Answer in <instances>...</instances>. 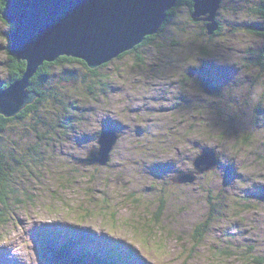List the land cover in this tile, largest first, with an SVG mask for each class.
Returning <instances> with one entry per match:
<instances>
[{"label":"rangeland","instance_id":"obj_1","mask_svg":"<svg viewBox=\"0 0 264 264\" xmlns=\"http://www.w3.org/2000/svg\"><path fill=\"white\" fill-rule=\"evenodd\" d=\"M259 4L223 0L211 37L183 4L155 40L94 75L78 64L52 69L43 90L57 106L42 102L36 120L0 131V156L22 162L9 181L0 264H264ZM7 31L0 19V85ZM203 76L221 99L200 92ZM107 128L120 134L107 164H76ZM203 149L217 153V169L171 184Z\"/></svg>","mask_w":264,"mask_h":264},{"label":"water","instance_id":"obj_2","mask_svg":"<svg viewBox=\"0 0 264 264\" xmlns=\"http://www.w3.org/2000/svg\"><path fill=\"white\" fill-rule=\"evenodd\" d=\"M180 0H5L0 19L11 26L7 31L9 53L17 62L25 63L22 77L0 90V115L12 118L31 104L36 95L27 91L29 81L43 63L61 57L82 61L95 70L121 54L140 45L146 37L156 35L166 14ZM222 0H195L190 18L204 22L206 35L218 30L216 20ZM264 34V25L253 28ZM264 56V50H263ZM200 92L222 98L223 89L212 78L198 81ZM120 134L107 128L100 132L96 147L76 164L81 167L104 166ZM219 164L214 150L203 149L191 161V170L179 171L170 182L188 185L200 175L213 172ZM264 204V193L258 196Z\"/></svg>","mask_w":264,"mask_h":264},{"label":"trees","instance_id":"obj_3","mask_svg":"<svg viewBox=\"0 0 264 264\" xmlns=\"http://www.w3.org/2000/svg\"><path fill=\"white\" fill-rule=\"evenodd\" d=\"M5 0H0V11L3 7ZM195 0H180L176 7L172 10H170L167 14H166V19L162 25V27L160 28L159 32L151 37H146L145 40L138 46H136L134 49H132L131 51H128L126 53L121 54L117 59H121L131 53H134V51H136L137 49H139L140 47L145 46L146 44L151 43L153 40H155L159 33H161L165 26L167 25V23L169 22L170 18L173 16L174 12L181 7L183 4L187 6V8L189 9L190 12H192V6H193V2ZM257 14H259L263 20V24L264 25V8L261 10L259 9L257 11ZM6 27L8 29H11V26L8 24H5ZM218 34V32H216L214 35ZM260 37H262L264 39V34H260ZM5 41H6V46H5V53L6 56L8 58V65H7V81L4 82L3 84L0 85V90L6 89L8 86H10L13 82L19 80L22 77V74L24 73V69H25V63L23 62H17L15 57H13L8 50V46H9V40L7 37V32L5 33ZM263 50H264V46L261 52V68L264 71V56H263ZM73 64H78L83 66L87 71H89V73H91L92 75L95 74L96 70H90L86 67V65L79 60L76 59H72V58H67V57H61L59 59H57L55 62L53 63H43L37 70V72L33 75V77L30 79L29 81V85L27 88V91L29 93H33L36 95L34 101L27 105L26 107H24L20 113H18L17 115H15L12 118H4L0 115V131L3 130V127L5 125H8L10 122L13 121H23L24 119H27V117L32 118L31 120L34 121L37 118V109H38V105L42 102H49V100L51 99L52 102L49 104L51 107L55 108L57 106V99L52 95V94H47L44 90H43V85L45 84L46 80H48L51 76V71L54 67H58L60 65H73ZM105 65L101 66V67H105ZM100 68V67H99ZM50 100V101H51ZM31 115V116H30ZM29 118V119H30ZM39 120V119H37ZM12 158V156H11ZM22 165L21 160L16 159L15 157H13V161H8L6 160L5 156H0V223L4 220V209L6 207V203H7V197H8V193H12L13 191H11V189H13L12 184L14 182H9L10 179L15 175V168H17V166ZM12 181V180H11ZM176 186V185H174ZM15 194V192H13ZM206 223L200 224L196 227V229L194 230V241L196 244H200L201 241H203V236L206 234V225H204ZM69 246L68 245H64L62 246L60 249H63L62 253H66L68 250ZM84 255V253L82 254ZM81 255V256H82ZM85 256V255H84ZM90 260L88 261L87 264H110L107 259L103 260V261H98L95 260L93 261V258H89ZM79 260H84V259H79ZM93 261V262H92ZM90 262V263H89Z\"/></svg>","mask_w":264,"mask_h":264},{"label":"flooded vegetation","instance_id":"obj_4","mask_svg":"<svg viewBox=\"0 0 264 264\" xmlns=\"http://www.w3.org/2000/svg\"><path fill=\"white\" fill-rule=\"evenodd\" d=\"M260 1V4H259V8L262 10L263 8H264V0H259ZM222 2H223V0H222ZM222 2H221V5H222ZM221 5H220V7H221ZM216 20H217V22H218V30L221 28V21H220V18H219V16H216ZM198 24L199 25H201V27L202 28H205V23L204 22H198ZM262 24H263V21H262ZM263 26V25H262ZM255 35H258V36H260V33H258V32H256V30L253 32ZM198 87V86H197ZM222 89V88H221ZM223 96H224V94H223ZM207 97V96H206ZM208 98H210V99H212V100H216L217 98H212V97H208ZM221 99V98H220Z\"/></svg>","mask_w":264,"mask_h":264},{"label":"clouds","instance_id":"obj_5","mask_svg":"<svg viewBox=\"0 0 264 264\" xmlns=\"http://www.w3.org/2000/svg\"><path fill=\"white\" fill-rule=\"evenodd\" d=\"M212 36H214V35H212ZM211 37V36H210ZM117 59V58H116ZM115 60V59H114ZM112 62V61H111ZM208 174V173H207ZM171 183V182H170ZM172 184V183H171ZM176 186H178V185H176ZM182 186H185V185H182Z\"/></svg>","mask_w":264,"mask_h":264},{"label":"snow or ice","instance_id":"obj_6","mask_svg":"<svg viewBox=\"0 0 264 264\" xmlns=\"http://www.w3.org/2000/svg\"><path fill=\"white\" fill-rule=\"evenodd\" d=\"M213 138H215V139H219L220 137H213Z\"/></svg>","mask_w":264,"mask_h":264},{"label":"bare ground","instance_id":"obj_7","mask_svg":"<svg viewBox=\"0 0 264 264\" xmlns=\"http://www.w3.org/2000/svg\"><path fill=\"white\" fill-rule=\"evenodd\" d=\"M192 160H193V158H192ZM192 160H191V161H192ZM261 194H262V193H261ZM261 194H259V195H261ZM259 195H258V196H259ZM258 196H257V198H258ZM58 224H59V223H58Z\"/></svg>","mask_w":264,"mask_h":264}]
</instances>
